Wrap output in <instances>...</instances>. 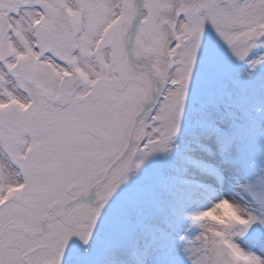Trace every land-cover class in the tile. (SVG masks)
Listing matches in <instances>:
<instances>
[{"label":"snow or ice","instance_id":"snow-or-ice-1","mask_svg":"<svg viewBox=\"0 0 264 264\" xmlns=\"http://www.w3.org/2000/svg\"><path fill=\"white\" fill-rule=\"evenodd\" d=\"M0 264H264V0H0Z\"/></svg>","mask_w":264,"mask_h":264}]
</instances>
